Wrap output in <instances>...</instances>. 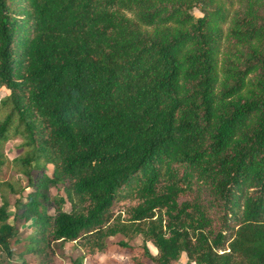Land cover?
Returning <instances> with one entry per match:
<instances>
[{"label":"trees","instance_id":"1","mask_svg":"<svg viewBox=\"0 0 264 264\" xmlns=\"http://www.w3.org/2000/svg\"><path fill=\"white\" fill-rule=\"evenodd\" d=\"M0 91V254L264 264V0H0Z\"/></svg>","mask_w":264,"mask_h":264},{"label":"rangeland","instance_id":"2","mask_svg":"<svg viewBox=\"0 0 264 264\" xmlns=\"http://www.w3.org/2000/svg\"><path fill=\"white\" fill-rule=\"evenodd\" d=\"M192 14L194 16L201 15L198 8H192ZM3 92L0 91V97L3 96ZM21 140L18 136H13L10 140L4 143L2 148V162L0 165V193H4L9 202H13L18 197V188L24 186L26 181L23 176L17 173L16 166H13L12 159L23 153V149L19 146ZM51 165H46L45 173L50 174ZM11 183L13 186V191L9 192L8 188L4 183ZM55 191L51 189V193ZM65 211L69 210L68 204L63 205ZM12 207H9L7 213L12 214ZM11 222V220H9ZM18 229V239L17 243L11 242L10 248L14 252L11 256L6 257V255L0 254L1 264H70V259L80 254L79 249L75 246L73 242H55L51 244V252H44L41 254H22L18 253L26 245L27 239L25 238L32 231V220H29L23 225H16ZM123 239L120 235H115L108 237L106 239L105 248L97 253L95 259L89 260L85 259V264H129L125 257L121 254L118 249L117 242ZM125 240V239H123ZM141 242L140 236H137L129 240L130 244L139 246ZM177 264H192L187 262L185 257L180 255Z\"/></svg>","mask_w":264,"mask_h":264}]
</instances>
